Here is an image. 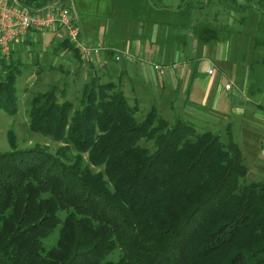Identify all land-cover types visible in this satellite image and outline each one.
<instances>
[{"label": "trees", "instance_id": "1", "mask_svg": "<svg viewBox=\"0 0 264 264\" xmlns=\"http://www.w3.org/2000/svg\"><path fill=\"white\" fill-rule=\"evenodd\" d=\"M217 1L242 14L239 25L256 6L247 87L253 94L264 77L255 72L258 53L264 57V0ZM207 26L204 41L231 42L239 32L231 24ZM62 44L74 49L67 39ZM21 64L0 57V110L11 115ZM58 92L65 93L53 84L29 98L28 126L64 145L55 153L21 149L9 129V150L0 151V264H264V180L241 182L248 167L231 131L223 142L178 117L169 123L154 106L137 119L138 101L130 104L119 83L93 74L78 107L59 102ZM149 141L152 149L141 143ZM89 164L103 168L93 172ZM59 210L67 215L46 249ZM115 248L117 262L105 260Z\"/></svg>", "mask_w": 264, "mask_h": 264}, {"label": "rangeland", "instance_id": "2", "mask_svg": "<svg viewBox=\"0 0 264 264\" xmlns=\"http://www.w3.org/2000/svg\"><path fill=\"white\" fill-rule=\"evenodd\" d=\"M54 1V0H53ZM52 0L45 2L51 5ZM118 2V0H116ZM126 6H120L114 3L113 11L111 13V20L105 18L103 23L104 31L97 36L96 33L89 32L87 25H81V35H85L83 41L95 43L103 46L101 53L106 54L102 59L104 62L112 65V74H117L112 79L119 83L125 96L129 98V103L133 104L134 100L138 101V110L135 113L137 119H141L150 109L151 105H155L158 109V115L172 123L175 118H180L183 121L191 123L197 133L204 130H211L217 133L221 141H227V132L231 131L233 140L240 147L245 164L249 172L241 179V182H255L264 180V168L259 169L251 163L252 156L250 151L255 147L260 146L261 135L263 129L261 122L252 123L246 122L242 116L229 114L227 116H220L213 109L210 100L205 105L199 106L200 99L206 93V85H212V92L210 97H216L219 92L221 96H229V99L235 101L238 97L239 106L243 108V112L250 113L251 106L246 103L248 100L246 81L243 78L244 67L240 59L239 62L234 63L231 60H223L221 62L222 45L220 40L204 41V25L212 30L221 28L226 24L230 26L231 19H240L241 13L234 12L225 4H221L217 0H202L196 9L185 10L178 8L174 0H144L148 1L146 6L142 5L139 0H124ZM68 0H64L60 5H65ZM200 6V7H199ZM252 18L257 17L253 11ZM249 18H251L250 14ZM109 21V23H108ZM108 25L106 26V24ZM251 27L255 29V23L251 20ZM199 24V25H198ZM235 29H239L244 24H231ZM250 27V28H251ZM210 30V31H211ZM60 32L66 38V33L60 29ZM141 40L143 50L141 53L133 54L130 51L126 52L129 45H133L134 40ZM64 40V39H63ZM238 49L245 48L244 60L250 54H255L256 50L251 53V38L247 41L239 40ZM129 50V49H128ZM8 53L0 50V57L9 58L11 49ZM107 52V53H105ZM231 54V50H228ZM264 53V50H263ZM129 58H126L125 55ZM119 56V59H115ZM264 56V55H263ZM76 58V55H74ZM12 58V57H11ZM27 58V56H26ZM259 60L258 67H255L256 74L263 76L264 65L262 60L264 57L258 53ZM27 60L33 61V57ZM77 60V58H76ZM87 62V59H80ZM264 63V62H263ZM176 65L171 68V65ZM233 64V66H232ZM70 68V66H69ZM160 68V69H159ZM208 69H212V73H207ZM161 70V71H160ZM171 70L175 73L181 74L178 90L175 86L170 91H160L159 86L163 83L169 85V80H172ZM124 72L123 76L120 72ZM76 72V70H75ZM79 72V71H78ZM46 80L42 81L39 76L36 80H25L26 73L16 80L17 87V111L11 115L0 110V151H8L9 145L7 142V132L12 130L16 136V144L18 148H30L35 145L46 147L51 153L64 145V142L53 140L49 136H44L36 131H31L28 126L27 104L29 98L36 92H42L55 84L59 87V91L63 90L65 93L58 92V101L61 102L64 98L73 103V107H78V99L82 85L85 80L82 73H75L74 78L67 77V74L59 75L57 72L51 71L46 74ZM1 76V75H0ZM45 78V77H44ZM70 78V79H69ZM120 78V79H119ZM110 78H102L107 81ZM119 81V82H118ZM241 83H240V82ZM232 82V89L227 91L224 89V84ZM183 83V84H182ZM239 83L240 91L237 86ZM69 85V86H68ZM185 87L183 88L182 87ZM246 86V88H245ZM188 96L190 100L188 101ZM65 94V97H64ZM192 94L194 96H192ZM259 94L254 96V101L258 100ZM169 98L173 101V106L169 105ZM229 100V101H228ZM236 102V101H235ZM235 105H237L235 103ZM226 114L228 113L227 106L222 109ZM261 113V112H260ZM153 148V142H141ZM73 152V149H71ZM83 159L88 162L87 154H83ZM89 168L96 172L102 170V166H92ZM67 215L66 210L58 211V218L60 222L54 227L53 231L43 240L45 248H49L54 244L62 221ZM120 256L119 248H115L106 254L105 260L117 262Z\"/></svg>", "mask_w": 264, "mask_h": 264}, {"label": "crops", "instance_id": "3", "mask_svg": "<svg viewBox=\"0 0 264 264\" xmlns=\"http://www.w3.org/2000/svg\"><path fill=\"white\" fill-rule=\"evenodd\" d=\"M18 1L21 2V0H18ZM43 1L44 0H33L30 2L31 5L28 6V8L31 10L46 8L48 4H46L45 2L43 3ZM48 1L50 2L51 0H46V2ZM139 1L141 2V0ZM161 1L162 0H160L159 2ZM180 1L181 0H174L175 4H178ZM193 1L195 2L198 0H193ZM236 1L239 3H244L246 0H236ZM252 1L256 2L257 0H252ZM147 2L148 1L143 0V3L141 4L146 6L148 5ZM155 2L157 3L152 2V4L153 5L159 4L158 0ZM68 3H71L73 6L74 13H75L74 18H75L76 24L79 29V38L82 41L85 35L83 36L81 35V28H80L81 25H87L88 31L90 33L93 32V33H96L97 36H99L104 31L103 23L105 22V18L107 19L109 18V21L112 18L111 17V13L113 11L112 4L119 3L120 6H126V3L124 0H118V2L116 0H68ZM193 9L195 8H192V10ZM253 11L257 15L256 6L253 8ZM252 12L250 13V16L254 15L252 14ZM252 19L254 23L257 21V17L255 18H252V16L251 18L248 17L245 22L244 27L242 28L241 26L237 30L239 32L234 35L235 37L233 41L230 42L225 39L221 40L222 42L221 43L222 45L221 62L223 60H226V62H228L227 60L232 59L231 62L237 63L241 59L242 65L245 68L244 73H243V78L246 81V86L249 80L248 66H249V61L251 59V54L250 56H248V59L246 58L244 60L243 50H245V48L242 47L241 50H239L238 43H239V40H243V39L244 41H247L249 37L251 38V40L253 39L255 30L251 27L250 22ZM238 20L239 19L233 18L228 23L237 24ZM108 23L106 24V26L108 25ZM63 39H67V38H65L64 35H62V33L60 32V29L57 27H54L51 29H45V30L32 29V30H28L25 34L21 35L13 43L10 44L9 48L12 51L10 52V56L12 57L13 60H19L22 63L20 66H21L22 74L23 72L26 73V76H25L26 81L29 80L30 78L36 80L39 76L41 77V75H43L41 80L45 81L46 76H47L46 74H48V72H51V71L57 72V74L59 75L67 74V77L69 76L70 78H74L75 73L77 74L82 73V76L84 75V78H82L83 80H86L90 74H93L99 77L100 82H106V81H103L102 78L104 79V78H110V77L111 79H108V80L114 81L112 79V76L114 77L117 74H112V71H113L112 65L107 63L106 61L104 62V60L102 59V57L103 58L106 57V54L101 53L103 49L98 51L96 54H92V56L89 59H87V62H83V60H80L82 58L79 55V53L74 50L75 49L74 47H73L74 49H70L67 45L62 44ZM83 42L86 43L85 41ZM95 42L96 41H91L86 44H97L98 43V42L97 43ZM127 48L129 50L126 49V52L130 51V48H131V52L133 54L139 55L141 51L143 50L142 41L136 39L133 41V45L131 44ZM229 49L230 50L233 49V51H231V54H229L228 52ZM8 52L9 51L7 50L6 53ZM251 53H252V49H251ZM74 55H76L77 60L74 57ZM29 57H33L34 60L33 61L27 60ZM123 73H124L123 71L120 72L122 76H123ZM22 74L20 76H22ZM180 76L181 74H179V72L175 73V71L171 70V76L169 77L172 80H169V85L167 84L165 85V83L162 82V84L159 86V90L161 92L162 91L172 92L171 90L173 89L174 86H175V90L176 89L178 90V85L181 80ZM227 83H230L231 86L229 89H225V87L224 89L229 91L232 89L233 83L232 82H227ZM262 83L263 85L261 89L256 90L253 94L247 91L248 100L246 103H248L251 106V109L249 111L250 113L245 112V110L243 112V108L239 106V103L237 100L239 97L235 100L236 102L233 101L232 98L229 99L230 101L228 100L229 101L228 105L226 104V101H227V98H229V96L223 97L220 95V92L216 97H213L212 99L210 97L211 92H212L211 90L213 88L211 87L212 85L211 86L206 85V89H205L206 93L202 95L200 99V104H199V106H201V104L203 106L206 104L207 101L210 100L209 103L213 105V107L210 109H213L215 111L214 113H217L220 116H227V118H229L228 115L233 114L236 116H242L241 118L244 119L246 122H249V121L252 123L253 122L257 123L259 121L261 122V128L263 129V133L261 135L260 146L258 148L255 147L253 151H250L249 153L250 156H252L251 163L253 164L252 165L253 170L255 169V167L259 169L264 168V77H263ZM237 86L239 88L240 96H241L242 94H241L239 83L237 84ZM257 94H259L260 97L258 100L254 101V96H256ZM190 95H191V92L190 94L188 93L187 97ZM192 96L194 95L192 94ZM188 101L191 103L193 102L192 100L189 99V97H188ZM168 102L170 106H173V103H172L173 101L170 98ZM235 103L237 105H235ZM151 106H154L157 109L155 105H151ZM226 106L228 109L227 114L222 110ZM248 172H249V169H248Z\"/></svg>", "mask_w": 264, "mask_h": 264}, {"label": "built area", "instance_id": "4", "mask_svg": "<svg viewBox=\"0 0 264 264\" xmlns=\"http://www.w3.org/2000/svg\"><path fill=\"white\" fill-rule=\"evenodd\" d=\"M61 3L63 1L54 0L46 8L31 10L18 0H0V50L6 52L10 44L28 30H45L54 27L66 33L67 40L84 60L102 50V45L86 44L79 38L72 4L60 5ZM125 57L129 58L127 54ZM115 59H119V56H115ZM175 66L171 65L173 68ZM212 72V69L207 70V73ZM230 86V83L224 85L225 89H229Z\"/></svg>", "mask_w": 264, "mask_h": 264}]
</instances>
